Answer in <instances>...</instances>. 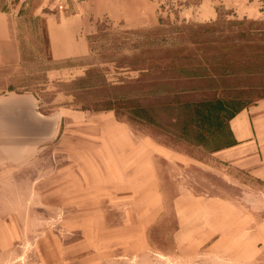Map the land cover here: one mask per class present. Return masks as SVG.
<instances>
[{
    "label": "rangeland",
    "instance_id": "374dc122",
    "mask_svg": "<svg viewBox=\"0 0 264 264\" xmlns=\"http://www.w3.org/2000/svg\"><path fill=\"white\" fill-rule=\"evenodd\" d=\"M0 11V101L65 111L42 143L1 119L0 264H264V185L216 156L264 102V0Z\"/></svg>",
    "mask_w": 264,
    "mask_h": 264
},
{
    "label": "crops",
    "instance_id": "0c3cea01",
    "mask_svg": "<svg viewBox=\"0 0 264 264\" xmlns=\"http://www.w3.org/2000/svg\"><path fill=\"white\" fill-rule=\"evenodd\" d=\"M6 26H8V15L0 11V38L5 35ZM64 114L65 111L41 114L36 99L31 97L8 99L3 103L0 101V122L2 119L11 132L19 135H14L19 137L17 141L30 139L42 143L56 140L60 135L59 126ZM230 132L233 143L221 150L222 152H218L216 155L218 161L224 166L247 171L256 181L264 185V102L241 110L231 118ZM108 161L113 170L112 158Z\"/></svg>",
    "mask_w": 264,
    "mask_h": 264
},
{
    "label": "trees",
    "instance_id": "16d2710c",
    "mask_svg": "<svg viewBox=\"0 0 264 264\" xmlns=\"http://www.w3.org/2000/svg\"><path fill=\"white\" fill-rule=\"evenodd\" d=\"M161 20V19H160ZM99 24V23H98ZM110 28V27H109ZM108 28V25L107 24H99L98 25V29H97V31L98 32H103L104 30H107V29H109ZM205 40V39H204ZM204 40L203 39H201L200 40V43H203L204 42ZM92 45V44H91ZM90 49H91V51H93V46L92 47H90ZM186 75H188L189 77H197V76H199V75H196V73L195 72H187L186 73ZM210 104H206L205 106H209ZM110 110H112V111H114V108H110ZM116 114V113H115ZM237 114V112L231 117V118H233L235 115ZM230 118V119H231ZM202 120H203V116H202ZM202 122V121H201Z\"/></svg>",
    "mask_w": 264,
    "mask_h": 264
}]
</instances>
